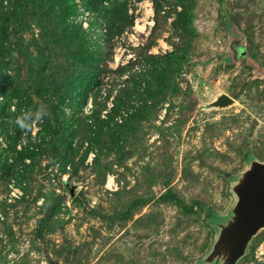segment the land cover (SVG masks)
Listing matches in <instances>:
<instances>
[{"label": "rangeland", "instance_id": "374dc122", "mask_svg": "<svg viewBox=\"0 0 264 264\" xmlns=\"http://www.w3.org/2000/svg\"><path fill=\"white\" fill-rule=\"evenodd\" d=\"M256 163L264 0H0V264H264Z\"/></svg>", "mask_w": 264, "mask_h": 264}, {"label": "water", "instance_id": "95a60500", "mask_svg": "<svg viewBox=\"0 0 264 264\" xmlns=\"http://www.w3.org/2000/svg\"><path fill=\"white\" fill-rule=\"evenodd\" d=\"M232 99L221 95L215 105H225ZM235 229L222 234L218 243L227 240L230 257L234 261L244 248L246 240L264 224V163H256L245 183L238 189ZM218 243L215 245L217 247Z\"/></svg>", "mask_w": 264, "mask_h": 264}, {"label": "clouds", "instance_id": "9594fccd", "mask_svg": "<svg viewBox=\"0 0 264 264\" xmlns=\"http://www.w3.org/2000/svg\"><path fill=\"white\" fill-rule=\"evenodd\" d=\"M64 111L70 114V109L65 108ZM52 113L47 103L40 102L34 108H23L19 110V114L11 121L14 128H18L22 133L27 135L45 119H51Z\"/></svg>", "mask_w": 264, "mask_h": 264}, {"label": "bare ground", "instance_id": "6f19581e", "mask_svg": "<svg viewBox=\"0 0 264 264\" xmlns=\"http://www.w3.org/2000/svg\"><path fill=\"white\" fill-rule=\"evenodd\" d=\"M147 6V7H146ZM145 7H146V9H145V16H144V18H143V23H141V24H139V22H138V24H136V26L139 28V29H143L144 28V24L145 23H148L146 20V17L148 16V15H150L151 14V8H150V6H149V4H147ZM109 182H110V180H109ZM110 184V183H109Z\"/></svg>", "mask_w": 264, "mask_h": 264}, {"label": "trees", "instance_id": "16d2710c", "mask_svg": "<svg viewBox=\"0 0 264 264\" xmlns=\"http://www.w3.org/2000/svg\"><path fill=\"white\" fill-rule=\"evenodd\" d=\"M135 61H137V58L135 59Z\"/></svg>", "mask_w": 264, "mask_h": 264}]
</instances>
